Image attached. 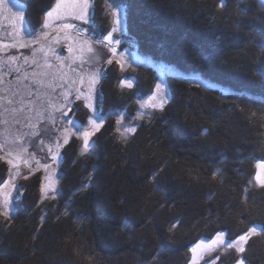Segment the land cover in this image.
Here are the masks:
<instances>
[{
  "label": "trees",
  "instance_id": "obj_1",
  "mask_svg": "<svg viewBox=\"0 0 264 264\" xmlns=\"http://www.w3.org/2000/svg\"><path fill=\"white\" fill-rule=\"evenodd\" d=\"M17 1L31 30L55 2ZM119 1L124 40L183 80H170L169 104L122 138L118 119L137 118L154 79L131 72V93L116 85L123 73L104 77L92 150L81 154L80 139L67 147L57 198L41 177L23 180L14 212L0 215V264H191L200 240L264 227V187L251 186L264 162V2ZM213 258L264 264V231L243 253Z\"/></svg>",
  "mask_w": 264,
  "mask_h": 264
},
{
  "label": "rangeland",
  "instance_id": "obj_2",
  "mask_svg": "<svg viewBox=\"0 0 264 264\" xmlns=\"http://www.w3.org/2000/svg\"><path fill=\"white\" fill-rule=\"evenodd\" d=\"M58 2L62 3L61 13L67 11L70 14L72 12L75 0H55L51 9ZM90 2L94 3L95 8L94 10L89 9L90 16L87 24L71 19L69 15L65 20L53 21V26L50 29H44L41 21V23L38 22V24H41H39V27L37 24V27L32 26L31 30L25 19L27 10L17 0H6L7 7H0V52H3L0 53V104L6 105V110L0 113V147L11 151L14 155L19 152L21 156L29 157L31 151L36 149V154L40 156L41 163L43 158H50L47 152L49 146H53V152H56L53 145V139L55 138L61 141L58 152L61 159L57 161L56 166L57 169L61 170L67 147L73 141H77L76 135L70 134L69 142L64 144L62 142L64 135L62 129L68 127L72 129V133H75L76 127L73 125L81 126L74 117H79L80 120L88 122L87 116L89 115L90 117L92 115V112L83 106L85 104L83 98L74 99L75 91L77 89L84 92L87 91V73L97 68L102 70V75L99 82L94 86L92 103L98 116L102 113L99 111L103 99L101 88L104 85V77H108L109 80H115L118 77L115 73L117 75L123 73L122 79L124 82L122 83V79H120L116 85L131 93L135 91L137 84L134 78L130 76L131 72L138 71L142 78L150 75L154 79L152 93L146 98L139 97L137 99L139 111H145L149 114L144 115L143 118H136L134 121L130 120L124 123L123 125H134L135 132L122 135L123 127H120L122 138L134 135L139 128L137 121L141 122L142 119L153 115L154 111L152 109L141 110L140 104L149 100L151 95H156V84L161 85V94L166 97L164 104L166 106L171 100L169 81L174 79L183 80L173 70L158 66L137 54L135 47L129 41L124 40L128 35V16L126 8L119 0H90ZM15 5L23 7L25 15L22 24L7 11V8H12L13 12L20 11L21 9ZM44 15L38 16L43 20ZM117 16L121 21L118 26L115 23ZM63 23L74 24L76 28H84L86 31L84 34H78L74 28L64 29L62 27ZM113 29L116 30L113 31ZM46 32L48 36L45 39L43 34ZM109 33L113 35L114 40H119V44L108 45L106 39H104L103 43L98 42L99 39H103ZM69 46L73 49L72 54L68 52ZM88 46L92 47V52L87 51ZM111 47H116L117 53L121 51L120 58L112 55ZM42 48L45 49L44 52L41 51ZM52 51L63 57V61H57L53 57ZM79 56L83 57V65H81V60L76 58ZM107 59H111L112 63H107ZM46 60L52 65L51 68L45 67ZM116 61L124 64L123 71H121ZM81 76L84 77L85 81L83 85L79 83ZM113 76L114 79L111 78ZM73 81L77 82L73 83ZM187 81L193 84L199 83V80L194 78H189ZM127 83H130L132 87H126ZM207 86L209 85L205 87ZM65 92H69L70 99L74 101L71 105L72 112L68 113V116L72 117V124H68L67 117H63L59 111H56L49 104L51 102V105L59 107L64 101L63 94ZM9 100L12 101L11 104L8 103ZM20 108H23V111H13ZM105 117L109 120L114 119L112 118L113 116ZM86 126L90 127V125ZM31 135H34L36 139H29ZM41 140H43V144H41ZM22 148L27 149V151H21ZM35 167L37 166L35 165ZM9 173L10 180L7 183L9 187L7 189L4 186L0 187V205H2L4 197L7 196L10 200L9 213L12 215L18 198H16V188L12 186V177L22 178L23 180L25 178L21 169L14 170L10 168ZM257 174L260 175L261 179H264V162L257 164L256 173L251 180L253 188L261 187L256 180ZM44 175L42 172L40 175L42 179ZM62 175L60 173L59 179L49 180L46 186L51 185L56 191H47L45 194L47 197L57 198ZM225 240H228V236H225ZM201 241H204V245L196 253L198 264H215L217 258H213V256L217 253L231 256L234 253L241 254L235 248H226L219 244L210 245V240L206 239L200 240L198 243ZM241 243L246 250L247 243ZM241 259H237L232 264H238Z\"/></svg>",
  "mask_w": 264,
  "mask_h": 264
},
{
  "label": "snow or ice",
  "instance_id": "obj_3",
  "mask_svg": "<svg viewBox=\"0 0 264 264\" xmlns=\"http://www.w3.org/2000/svg\"><path fill=\"white\" fill-rule=\"evenodd\" d=\"M262 2H264V0H262ZM15 6L20 8L21 10L18 12H13L12 8H7V11L9 13H11L12 17H14L19 23L22 24L24 21V15H25L23 7L21 5H15ZM0 7H4V8L7 7L6 0H0ZM61 7H62V3L58 2L54 8H52L50 11L45 12V15H44L43 21H42V26L44 29H50L53 26V24H52L53 21L65 20L69 15L71 16V19L79 20L83 24H87L89 22V16H90L89 9L91 8L94 10L95 5H94V3H91L90 0H75L73 10L70 14L67 13V11H65L64 13H61V11H60ZM220 7L221 8L225 7V3L223 2V0L220 4ZM115 23L117 26L121 23L118 16L115 19ZM62 27L64 29H73L74 28L76 33H78V34H84L86 31L84 28H76V26L74 24H71V23H63ZM115 30L116 29H113V31H115ZM43 35H44V38L46 39L48 36V33L46 32ZM104 39L107 40L108 45L119 44V40H114V37L111 33H109L103 39H99L98 42L103 43ZM41 51L44 52L45 49L42 48ZM87 51L92 52L93 51L92 47L88 46ZM111 51L114 55L117 54L116 47H111ZM68 52H69V54L73 53V49L71 46L68 47ZM52 55L57 61H63V59H64L63 57L58 55L55 51H52ZM76 58L80 59L81 65H83V63H84L83 57L79 56ZM106 62L111 64L112 60L107 59ZM116 63L119 65L121 71H123L124 64L121 63L120 61H116ZM45 67L51 68L52 65L50 63H48L46 60L45 61ZM101 75H102V70L99 68L87 73V84H88L87 91L84 92V91H81L79 89H77L75 91L74 99L83 98L85 100V104L83 106L87 107L92 112V115L90 117H88V125H90V127L85 126V127L81 128V127H77L76 125H73L74 127H76L75 133H72V129H70L68 127H64L62 129V131L64 133L63 138H62V142L64 144H67L69 142L70 134H75L76 138L80 139L82 141V145H81L82 153L81 154H88L90 152V150H92V145L94 144V141H92V136L101 127V123L97 122V120L101 119V118L97 115V112H96L94 105L92 103V93L94 92V86L101 79ZM76 82L77 81H73V83H76ZM84 82H85L84 77L81 76L79 79V83L81 85H83ZM121 82L122 83L124 82L123 79L121 80ZM125 86L129 87V88L132 87V85L130 83H127ZM155 92H156V95H151L149 100L144 101L140 104L141 110H144L146 108H150L153 111H155L157 109L161 110V111L163 110L164 104L166 102V97L161 94L162 89H161L160 84L155 85ZM63 96H64V101H63V103H61V105L59 107H56L55 105H51V102H49V104L51 107L55 108L56 111H59L63 117H67V123L68 124H72V117L68 116V113L72 112V106L71 105L74 101H73V99H70L69 92H65L63 94ZM8 103L11 104L12 101L9 100ZM21 103H22V101H21ZM13 111H23V108L14 109ZM146 114H149V113H146L145 111H138L136 116H137V118H143V116ZM123 119H124L123 116H121L120 119H118V121H117V124L120 125L121 127H123V132L121 134L123 135L124 133H129V132L134 133L135 132V126L132 124L123 125ZM117 131H120L119 127L117 128ZM41 144H43V140H41ZM60 144H61V141L54 138L53 139V145L56 149V152H53V146H49L47 148V152L50 155L52 162H57L59 159H61V157L58 155ZM21 151H27V149L22 148ZM0 160H4L5 163H7L10 166V168L14 169V170L19 168L21 162L29 168L32 167L31 156L23 157L20 155L19 152L15 155V157H13L12 152H9L7 154V156H0ZM35 165L37 167L39 166L38 160L35 162ZM48 167H50V165L45 164V168H48ZM258 167H259V165H258ZM45 180H48L47 176H45ZM256 180L258 181V183L260 184L261 187H264V179H261L259 174H257ZM4 187L8 188L9 184H7V183L4 184ZM44 191L55 192L56 189L51 187V185H48V186H46ZM9 206H10V200L7 196H5L3 199L2 205H0V215H3L5 218H9V216H10ZM174 226L175 225H173L172 227H174ZM261 231H264V227L253 225L249 229L248 232L241 234L235 240H231V238H229L228 240H225V236L230 237V234L227 232V230H222L221 232L217 233L215 238L211 239L209 243H210V245L219 244V245H223L226 248H235V250L237 252L243 253L245 251V248L241 242L246 244L249 237H251L254 234H259ZM203 245H204V241H201L200 243L196 244L195 246H193L191 248V251L193 253L192 264H198L196 253H197V250L200 249ZM238 264H245V262L243 259H241L238 261Z\"/></svg>",
  "mask_w": 264,
  "mask_h": 264
},
{
  "label": "flooded vegetation",
  "instance_id": "obj_4",
  "mask_svg": "<svg viewBox=\"0 0 264 264\" xmlns=\"http://www.w3.org/2000/svg\"><path fill=\"white\" fill-rule=\"evenodd\" d=\"M0 53H3V52H0ZM5 110H6V105H1L0 104V113L2 111H5ZM76 118L74 117V119L77 121ZM77 122H78L79 125H81L79 123V121H77ZM81 127H83V126L81 125ZM29 139L35 140L36 138H35L34 135H31ZM9 152H11V151H8V150L4 149L3 147H0V156H7V154ZM30 156H31L32 167L29 168V167L25 166L21 162L20 163V166L18 168V169H21V171H22V173L24 175V178H30V179H32V178H39V177H41L40 175L43 172L45 174L44 177H43V181H44V184H45V188H46V185L49 182V180L54 179V178H58L59 179L61 170L56 168L57 162H52L51 161V158H49V157H46V159L42 157L43 158L42 159L43 162L40 163L41 158H40V156H37L36 149H34L33 151H31V155ZM13 157H15L14 154H13ZM37 160L39 161L40 166L35 167V162ZM45 164L50 165V167L45 168ZM38 168H40V170L37 171ZM9 169H10V166L7 163H5L4 160H0V187H3L4 184H6V183L9 182V180H10ZM45 176L48 177V180H45ZM12 180H13L12 186H14L16 188V191H17V196H16V198H17L20 195L19 194V191H20V187L22 185L23 179L22 178L21 179H19V178L17 179L15 177H12ZM6 189H4V190H6ZM46 192L47 191H45V193ZM14 207H15V205H14Z\"/></svg>",
  "mask_w": 264,
  "mask_h": 264
},
{
  "label": "water",
  "instance_id": "obj_5",
  "mask_svg": "<svg viewBox=\"0 0 264 264\" xmlns=\"http://www.w3.org/2000/svg\"><path fill=\"white\" fill-rule=\"evenodd\" d=\"M40 170V168L37 169V171Z\"/></svg>",
  "mask_w": 264,
  "mask_h": 264
}]
</instances>
